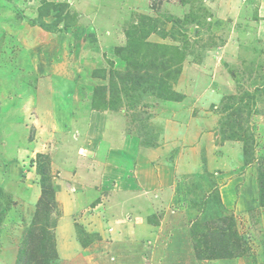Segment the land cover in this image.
<instances>
[{
	"label": "rangeland",
	"instance_id": "obj_1",
	"mask_svg": "<svg viewBox=\"0 0 264 264\" xmlns=\"http://www.w3.org/2000/svg\"><path fill=\"white\" fill-rule=\"evenodd\" d=\"M75 1L93 8L88 13L84 8L83 14L93 26L101 0H33L30 4L27 0H0V264H98L91 258L101 245L86 250L83 247H90L99 238L97 233H102L95 223L102 211L95 213L85 230V223L80 224L79 219L85 215L87 221L90 213L80 210L72 221H63L67 216L63 205L67 199L76 203L78 197L90 198L89 192L94 193V207L101 199L110 202L114 189L103 186L104 172H101L108 161L109 148H113L118 138L122 139L119 146L124 152V175L131 176L135 184L145 180L142 173L147 171L151 172L146 181L152 177L156 181L157 176L160 183L162 175L166 182L173 179L169 170L163 169L168 162L191 165L185 171L179 168L182 173L175 180L184 179L189 189L187 198L193 203V219L179 225L175 236L172 232L168 236L172 243L166 264H195L193 257L190 260L191 246L198 261L264 264V163L256 174L250 172V191L244 188L243 193L242 188L237 189L236 207L241 212L237 208L234 213L225 212L224 199L217 198L221 197L220 189L227 185V178L223 181L219 174L231 171L237 178V186L244 185L236 167L247 166L244 156L239 158V154L244 155L242 140L252 142L253 138L255 152L264 158V0H134V5L127 0L120 7L122 10L108 0V7L115 11V14L107 11L112 16L113 28L122 32L123 38L131 28L127 19L132 17L130 23L135 31L132 38L140 53L131 59L124 57L125 53L117 55L118 45L111 48L103 37L98 38L96 46L101 53L93 52L94 47L88 42L81 49L83 38H94L82 26L73 28L75 16L67 13V7ZM133 12L154 18L158 35L164 37V41L157 38L156 41L167 46L165 51L160 46L155 50L149 47V52L156 53L158 58L154 63L151 57L144 59L147 54L144 45L152 44V34L145 35L149 21H140ZM42 13L47 15L40 17ZM125 40L128 41L127 36ZM71 42L81 49L78 55ZM104 44L109 46L105 52ZM162 53L165 54L160 56ZM106 55L111 56L105 59ZM143 60L148 62L145 67L140 66ZM167 74L173 91L182 95L179 101L162 99L146 90L154 80ZM130 75H143L146 81L138 91H126L128 95L124 97V84L119 76ZM114 77L115 85L110 87L121 98L117 110H94L108 113L105 115L108 123L101 121L99 129L101 134L111 137L107 144L99 145L96 131L91 130L93 138L84 142L82 154L83 143L76 133L66 136L65 130L48 127L49 122L45 121L49 120L45 117L53 118L51 111L35 117L33 103L37 99L41 107L59 101L63 109L73 110L74 117H85V124L87 120L95 121L92 118L95 114L91 116L90 111L94 94L99 87L111 84ZM184 90L191 98V106L195 104L192 99L200 101L193 106L199 110L188 112L184 105L177 104L186 100ZM117 113H121L118 118L123 126L119 130H115L113 120ZM35 120L39 122L37 125ZM204 133L209 135L202 139ZM224 135L236 137L224 140ZM165 145L166 151L153 161L154 169L126 170L133 163L144 164L139 154L143 146L156 149ZM191 149L203 152L191 156ZM105 150L109 151L107 156ZM84 162L87 170L81 169ZM207 165L215 167L212 173L207 171ZM117 185L115 181L114 186ZM143 187L135 186L131 191L136 197L156 196L154 190L146 191ZM107 193L110 195L103 198ZM253 193L255 203L250 199ZM167 194L173 195L171 190ZM165 203H170L169 197ZM100 217L105 220L103 215ZM221 217L227 218L216 222ZM166 222L170 231L173 222ZM116 223L104 225L105 230L111 231ZM121 226V232L126 234L127 227ZM225 227L229 229L224 233ZM120 239L125 241L124 235ZM113 241L116 240L111 236L110 242ZM75 242L81 244L75 248ZM68 247L72 254L66 253ZM115 257L109 259L110 264H120L121 256Z\"/></svg>",
	"mask_w": 264,
	"mask_h": 264
},
{
	"label": "crops",
	"instance_id": "obj_2",
	"mask_svg": "<svg viewBox=\"0 0 264 264\" xmlns=\"http://www.w3.org/2000/svg\"><path fill=\"white\" fill-rule=\"evenodd\" d=\"M33 0H27V2L32 3ZM36 1V0H35ZM107 1L108 0H101L100 2V9L98 11V16L95 17V24L93 23L92 25H89L88 19L86 17H83V14H85L84 8H87L86 13H88L90 10H93V8H89L88 5H85L83 3H79V1H75L74 4H68L69 6L67 7V13H70V15H74L75 16V21L71 22L73 25V28L78 27V26H82L85 30L87 29L88 31H86V33L94 38V39H90L88 38H83L84 42L81 43V49L82 47H85L87 42L88 45L90 44L92 47L91 48L93 50V52H95L96 54L101 53L100 50H97L96 46H98V42H99V37H103L105 40L110 42V46L111 48L115 47L116 45H118V47H122L126 46L128 41L125 40V38L122 37L123 33L115 30L113 28V24H112V16L110 17L108 12L109 11L111 14H115V11L111 10L108 5H107ZM127 0H111L110 2L112 3V5L117 6L120 10H122L121 8L125 5V2ZM134 0H130V4L134 5ZM70 3V2H69ZM34 6V4H32ZM82 6V7H81ZM84 6V7H83ZM98 7V6H97ZM121 7V8H120ZM103 9V11H102ZM116 10H118L116 8ZM34 11L36 12V9L34 8ZM100 12L102 14H100ZM120 13V12H117ZM122 13V12H121ZM133 16L135 17H139L142 16V13H137V12H133L131 13ZM115 18V17H114ZM127 20H129V26L131 25L130 21L132 22V17H129ZM62 22V21H60ZM62 23H67L66 21H63ZM88 24V25H87ZM95 26V27H94ZM95 29L97 30L95 32ZM99 31H102L103 34L101 36L97 35V33ZM155 37V38H154ZM150 42H152V44H158L156 41L157 39H161L163 40L162 37H160L157 33H153L150 36ZM153 38V40H152ZM164 41V40H163ZM93 42V43H92ZM66 45H69V43H67ZM73 45V46H72ZM106 44H104V52L105 49L108 48L109 46H106ZM70 46H72V48L75 46L76 47V51H77V55L78 53L81 51L80 48L77 47V44L74 45V42H71ZM111 55H106L105 59H108ZM186 71V70H185ZM188 75V74H187ZM185 76H181V78H184ZM176 86V85H174ZM233 90L230 89V95L233 94L232 93ZM66 92V91H65ZM184 93L185 96H187V92L184 90L182 91ZM182 93V94H183ZM190 95V93H189ZM191 96V95H190ZM186 100L181 101L180 103L177 104H182L184 105V108H186L185 110H187L188 112L192 111V110H199L196 107H193L195 104L199 103L196 100L192 99L194 101V105L191 106L189 104V100H191V98H189V96H187V98H185ZM43 100V99H42ZM222 100V99H221ZM186 101H188V103H186ZM216 101V98L213 100ZM222 103V101H220ZM219 102V103H220ZM42 103V102H41ZM67 103V100H66ZM220 103V105H221ZM35 105V117H37V115H41V113H46L48 111H51L53 118L48 119V117L46 116V120L49 121H45V122H49L48 123V127H52V126H57L59 127V130H65V132H63L66 136L70 135V134H74L76 133V137H78L79 139H81V144L83 143V152H85L84 148H85V144L86 141H91V135H92V131L91 130H95L96 131V138L98 141V144L100 145L101 142H103V145L107 144V141L111 138V137H106V134H101L102 130L99 131L100 128H102V123H108L107 122V118L105 119V115L108 113H101V112H97L94 110L90 111L92 112L93 116L95 114V117H92L93 119H95V121L93 120H87V123L85 124V121H83L85 119V117L82 118H77L74 117L73 115V110L69 112L70 108L68 107V109H63L62 105H59V101L57 103H55V105H51L49 103H46L44 106H39L40 104V100L37 102V99H35V102L33 103ZM66 105V104H65ZM67 106V105H66ZM69 106V105H68ZM211 106L210 104L206 105ZM40 107V108H39ZM214 108H218L217 106H215ZM39 109V110H38ZM41 112V113H40ZM111 113V112H109ZM114 114V113H112ZM121 113H117L114 115V126H115V130H119L120 128H122V123H121V119L120 117L118 118V115H120ZM201 114V113H199ZM181 115V114H179ZM90 116V117H91ZM50 120H54L53 122ZM206 119L203 120V122ZM39 122L37 120L34 121V124L37 125ZM85 124V125H84ZM124 125V124H123ZM178 125H183V123H179ZM201 125V123H200ZM201 127H203V123L201 125ZM202 129V128H201ZM115 132V131H114ZM201 132V131H200ZM217 132V131H216ZM68 134V135H67ZM99 134V135H97ZM209 134L204 133L202 139H205V136L207 137ZM101 136V137H100ZM121 139V138H120ZM122 140V139H121ZM118 139L115 140V143L113 144V148H109L110 151V155L108 158V161L104 164V167L102 169L101 174L104 172V178H103V186L104 187H108L109 189H114V193L113 198H109L110 202H108L109 200L106 199H101V201L98 203L97 206H93V192H89L90 194V198L88 197H78L77 202L75 203L74 200H65L64 201V205L65 208V212H66V218L63 219L69 222L72 221V218L74 219V215L76 212L82 210L83 211H87L88 213H90V216L86 218L87 221H85V215H83L80 219L79 222L80 224L85 223L84 228L85 230H88V224L90 223L91 218H94L93 216H95V213H97L98 211H102L99 214V217L97 218V221H95V223L98 224V228L99 230L102 231V233H97L98 235V239L93 240L89 246H87V248L83 247V250L86 249H93L95 247V245L100 244L101 248H99L95 254V257L92 256V260H97L96 263L98 264H110L109 259L113 257H115V253H118L117 257H120V264H166V256L168 255V250L171 247V243L170 242V237L168 238V236H171V232L174 235V232L178 231V226L179 225H186V223H189V219H193V212H194V208H193V203L192 201L187 198V195L189 196V189L186 187V183L184 181V179L178 181L177 179H179L180 174L182 173V171H185L186 169H188L191 165L190 163H186V164H181V161L179 163H177L176 165H174L173 163H169L168 165L164 166V170H169V172L172 174L173 179L170 178L169 181H164V176L162 175V179L159 183L158 177L155 176L156 181H154L153 177L152 179H150L149 181L147 180V177L149 175V173L151 171H147L145 173H142V176L145 177V180H141L139 181V184H135L134 180L132 179V177H126V175H124V171H125V160H124V152L121 151V147L119 146V141H121ZM95 142V141H94ZM164 148H166V145L161 147V148H146V147H142L141 150L139 151L140 154V159L142 160V162L144 164H137V163H133V165H128L126 166V170L132 171L134 169L138 168H142L143 171H145V169L147 170L148 168H155L154 167V163L153 161L156 158H159L161 156L160 153H163L166 151L164 150ZM198 149V148H197ZM197 149H191L190 155L193 156L192 154L195 153H202L203 150L197 151ZM108 150H105L104 154L107 156L109 154ZM197 151V152H196ZM256 151V150H255ZM132 153V152H129ZM177 155V154H176ZM102 158V154L99 155ZM201 156V155H200ZM234 156V154H233ZM243 154H239V158L240 160L243 158ZM143 157L148 158V159H143ZM167 157V156H165ZM230 159H232V156H229ZM238 158V159H239ZM255 161L247 166H245L244 168H241V166L237 165L236 167L239 169L240 173L242 174V182H244V185L241 186H237V178L233 177V173L231 171H228L226 174H219L218 178H223V181L227 178V185L223 186L222 189H220V191H222L220 193L219 196L221 197H217L218 199H224L221 201V204L223 202V205L225 206V212H230V213H234V208L238 207V204H236L237 202V189L242 188V192L245 193L244 188L247 191H250L251 185H252V178L250 177V172H257V169L259 170V168H261V160H260V156L257 155V153L255 152ZM69 160V159H68ZM114 160V161H112ZM229 160V158L227 159ZM201 161V160H200ZM241 161H238V163H240ZM201 163V162H200ZM199 163V164H200ZM135 164V165H134ZM103 166V163L101 164ZM138 165V166H137ZM189 165V166H188ZM204 165V164H202ZM178 166V168H177ZM86 165L85 162L82 163L81 169L82 170H87L86 169ZM179 168L182 170L181 173H179ZM202 168L198 167L197 169L200 170ZM215 167L211 168L209 165H207V171L209 173H212L213 169ZM105 169V171H103ZM217 169V168H216ZM153 173V172H152ZM100 174V175H101ZM165 176H167V174H165ZM177 177V181L175 180V178ZM117 182L118 185L114 186V182ZM226 182V181H225ZM86 182L84 181V184ZM256 184V183H255ZM89 185V184H88ZM145 186L143 187L146 191L147 190H154L155 193L154 196H140V197H136L137 194L134 191H131L132 188H134L135 186ZM119 187V188H118ZM82 188H87V189H95V187H85L83 186ZM118 188V189H117ZM118 190V191H116ZM171 190V192L173 193V195L171 196L170 194H167V191ZM224 191L226 192V194L224 193ZM92 195V197H91ZM100 195V194H99ZM106 195V196H105ZM103 195L104 197H107V195L109 196L110 193ZM227 195V196H226ZM170 198V203H165L167 198ZM242 197V196H241ZM254 197V193L253 196H250L251 202L255 203L253 198ZM227 198V200H226ZM228 201V203H227ZM246 202L248 203V200L246 199ZM102 204H106L105 206ZM237 206V207H236ZM162 209H159L161 208ZM170 208V209H169ZM237 211L241 212L240 209L237 208ZM69 212H71V214H69ZM101 215H103V217H105V220L102 221L101 219ZM163 216H166L165 218H162ZM130 219L131 221L129 222H125L124 219ZM221 218H227V217H221ZM112 219H115V221L117 222L115 224V226H113V229L109 232H107V228L105 230L104 225H108L111 224L115 221H113ZM220 219V218H219ZM219 219L216 220L220 221ZM107 220H110L111 222L108 223ZM172 221L173 224L171 226H173L172 228L170 227V231L167 229L165 223H168L166 221ZM62 221V222H63ZM77 222V220H76ZM195 221L193 220V223ZM120 223V225H119ZM139 223H142L141 225ZM192 223V225H193ZM121 225H125L127 227V232L126 234L121 232ZM136 225V227H132ZM103 228H101V227ZM120 226V227H119ZM119 230V232H118ZM69 233L72 232L71 229L67 230ZM168 232V233H167ZM121 235H124L125 237V241L124 239L121 240L120 237ZM111 236H113L114 240L113 242H110V238ZM175 236V235H174ZM66 237V233L64 234L63 239ZM76 237V235H75ZM66 239V238H65ZM72 239V238H71ZM80 242V241H79ZM81 244V243H80ZM78 243L75 242L74 247L77 248V245H80ZM80 247V248H81ZM70 248V249H69ZM79 248V249H80ZM66 253L68 254H72L71 252V247H68ZM189 253H190V260L195 261V264H213L210 261H198V259L195 257V253H194V248L191 246V248L189 249ZM12 262V261H11ZM213 262H216L213 260ZM219 262L221 263H227V264H234L232 261H223V260H219ZM15 264V263H14Z\"/></svg>",
	"mask_w": 264,
	"mask_h": 264
},
{
	"label": "trees",
	"instance_id": "obj_3",
	"mask_svg": "<svg viewBox=\"0 0 264 264\" xmlns=\"http://www.w3.org/2000/svg\"><path fill=\"white\" fill-rule=\"evenodd\" d=\"M42 15H47V14H40V17ZM148 20L149 21V26L148 29L145 33L146 37L150 34L153 33H157L158 31H156V26L157 24L153 21L154 18H148L145 15L140 16V21L141 20ZM131 28H128L127 32H126V36L128 38V43L126 46H124V48H120L118 47L116 49V53L117 55H122L123 53H125L127 56H124L126 58H130L131 57H136L138 56V54L140 53L138 51V47H136V43L135 41H133L132 38V33L135 32L133 29V25H130ZM138 30V29H135ZM145 37V38H146ZM147 50V54L144 55V59L146 60V58H152L151 62H155L158 58L156 55V53L152 54V52H149V47H151L152 49L155 50V48H158L160 45L158 44H151V43H147V45H144ZM166 45H161L160 48H162L164 51L166 49ZM168 49V48H167ZM165 53L160 54V56L164 55ZM124 57L122 56V59H124ZM145 60H143L140 64V66L145 67V65H147L148 62H146ZM134 61V59H133ZM132 63V61H131ZM161 63V62H160ZM159 63V64H160ZM135 63L133 62L132 65H134ZM134 68V67H132ZM137 69V68H136ZM133 72V71H130ZM133 75H137V74H133ZM126 76V77H122L119 76L121 83L124 84V97H126L127 92L129 90H136L138 91L140 88H142V84L145 83L146 79H144L143 75L142 76ZM132 76V77H131ZM169 77V75L167 74L165 77H160L157 78L156 80H154L155 83L151 84V87L147 88L146 90H152L153 94L157 97L160 98H164V99H170L172 101H179L182 98V95H176V92L173 91L172 85L168 82L167 78ZM118 79V78H117ZM118 79V80H119ZM115 77L113 79H111V84H108V86H104V87H99V89L95 92L93 100L91 102V109L92 110H97V111H115L117 110V105L119 104V101L121 100V98L119 96H117L115 93L116 91L113 90L112 87H110V85L114 86L115 85ZM236 137V136H235ZM235 137L232 136H223L224 140H233L235 139ZM251 141L249 140L250 144L248 141H244L242 140V142L244 143V161L247 163L246 165H249L251 163H253L255 161V145H254V139L251 138ZM261 163H264V158H260ZM264 174V171H262ZM220 221H224L225 218H220ZM229 228H224L225 231H223L224 233L228 230ZM235 233H232V235Z\"/></svg>",
	"mask_w": 264,
	"mask_h": 264
}]
</instances>
